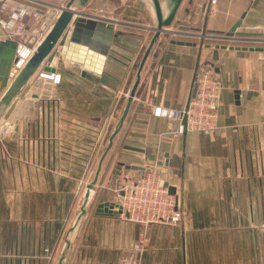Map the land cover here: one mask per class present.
I'll return each mask as SVG.
<instances>
[{"label": "crops", "instance_id": "1", "mask_svg": "<svg viewBox=\"0 0 264 264\" xmlns=\"http://www.w3.org/2000/svg\"><path fill=\"white\" fill-rule=\"evenodd\" d=\"M62 5L38 3L47 14ZM77 10L113 23L117 36L99 74L55 57L51 73L61 75L60 83L41 86L48 100L28 97L38 103L34 120L18 127L17 138L0 139V264H264V52L228 48H264V0L214 6L182 0L147 57L80 219L87 185L126 101L117 92L130 91L155 16L151 0H89ZM238 20V34L223 39ZM89 62L97 65L93 55ZM45 65L0 125L26 93H37L34 81L48 80L41 77ZM200 66L222 78L218 129L176 136L178 123L154 118L152 109L183 110ZM147 166L178 194L181 223L144 227L105 207L116 203V188L137 181Z\"/></svg>", "mask_w": 264, "mask_h": 264}, {"label": "water", "instance_id": "2", "mask_svg": "<svg viewBox=\"0 0 264 264\" xmlns=\"http://www.w3.org/2000/svg\"><path fill=\"white\" fill-rule=\"evenodd\" d=\"M88 1L89 0H69L65 6H59L56 8L59 11V14L54 20L50 31L37 46L36 51L31 59L26 63L23 69L12 81H9V71L14 59L16 43L9 40H0V95H2L0 98V120L5 114L7 108L27 86L37 68L45 60L46 65L43 68V71L46 73L53 72L51 63L54 61L55 57H59L60 55L63 56L65 61L80 65L83 70H88L93 74L101 73V67L107 56L111 41L117 35L114 33L113 23L84 17L81 12L77 10V8H82L85 6ZM181 2L182 0H151L152 9L155 16V27L152 29L154 34L140 60L134 82L126 96L124 108L113 129V132L108 139L107 146L98 160L93 179L87 185L84 195V203L80 209V215L78 219H80V217L85 214V205L87 204L91 190H93L98 181L103 160L105 159L108 151L111 149L113 139L119 133L127 117L131 103L135 97L136 90L140 82L141 71L147 60V57L149 56L151 49L157 41L159 35L163 32H166V29L171 25ZM16 5L21 6V4ZM164 8L167 9V13L164 12ZM29 9L31 11L38 12L43 16L45 15V11L43 10H37L33 7H29ZM53 16L54 13H50L45 19V22L48 23L53 18ZM73 17L76 18L73 19ZM240 24L241 20H238L230 28V30L224 34L223 39H234L235 35L238 34L237 29L240 27ZM201 38H205V32H202ZM57 45L61 48L60 51L55 50ZM88 47L94 49L96 53L87 51ZM206 47H210V45H206ZM215 48L226 49L227 46L216 45ZM228 48L230 50L264 52V48L261 47L246 48L230 46ZM89 55H93V57L96 58V66L93 67L89 62ZM43 81H45L44 84ZM102 81L106 80L104 79ZM33 84L34 86L31 87V90L37 93L41 91V94L34 92V94H32L28 92L25 94L23 99H20L15 103V108L12 114L8 117V122L0 125V139H8L9 137L17 138L19 136L18 127L21 124L27 125L28 122L34 120L38 103L28 100V97L32 96V98H38L41 101L49 99V96L45 95L47 90H41V86H43L45 89L51 88L50 80H43L42 78H39L38 80L34 81ZM191 93H194V88H192ZM50 97L51 99L54 98V96ZM185 123V120H183L184 125ZM169 192L174 194V191L171 189H169ZM105 205V207H109L111 209L115 208L116 214L121 213L122 209L118 204L110 203Z\"/></svg>", "mask_w": 264, "mask_h": 264}, {"label": "built area", "instance_id": "3", "mask_svg": "<svg viewBox=\"0 0 264 264\" xmlns=\"http://www.w3.org/2000/svg\"><path fill=\"white\" fill-rule=\"evenodd\" d=\"M30 1L0 0V40L16 43L9 81L16 78L34 55L37 46L48 34L59 14V11L54 9L53 18L46 23L45 19L49 13L45 11L43 16L31 11L29 7L33 6ZM217 1L209 0L210 6L216 5ZM41 77L50 80L52 86L58 85L61 81V75L58 74L46 73ZM192 88L194 93H190L187 106L183 110L156 106L152 109V116L177 122L178 126L174 132L176 136H182L188 132L211 135L218 129V109L224 88L222 78L213 67L200 66L195 70ZM123 95L127 96L121 91L117 92V97ZM183 120L186 122L185 125ZM86 174L87 172L84 176L89 177ZM114 193L117 195L116 204L122 209L119 214L122 220L144 227L172 226L181 223L185 217L178 194L169 192L168 186L154 167H145L137 181L116 188ZM143 243L144 239L141 238L134 245V249L140 251Z\"/></svg>", "mask_w": 264, "mask_h": 264}, {"label": "rangeland", "instance_id": "4", "mask_svg": "<svg viewBox=\"0 0 264 264\" xmlns=\"http://www.w3.org/2000/svg\"><path fill=\"white\" fill-rule=\"evenodd\" d=\"M69 0H31L30 1V3L32 4V6L33 7H37V8H40V9H42V10H44V8L42 7V6H38V3L39 2H45V3H50V4H55V3H59V2H64L65 3V5H66V3L68 2ZM124 1H126V0H124ZM132 1H135V0H132ZM44 5V4H43ZM107 7V8H106ZM110 7V5H107V6H105V8H103V9H105V10H109V9H111V8H109ZM123 108H124V106H123ZM119 117H120V115H119ZM117 123V122H116ZM113 131L112 130H110V132L108 133V136H107V138H106V142H105V145L103 146V150L106 148V146H107V142H108V139H109V137H110V135H111V133H112ZM103 153V152H102ZM101 153V154H102ZM101 154H100V156H101Z\"/></svg>", "mask_w": 264, "mask_h": 264}]
</instances>
